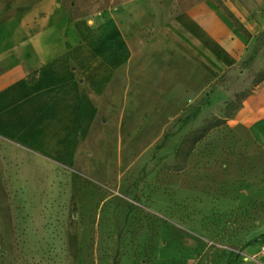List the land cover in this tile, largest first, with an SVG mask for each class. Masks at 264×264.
<instances>
[{
  "label": "rangeland",
  "instance_id": "obj_1",
  "mask_svg": "<svg viewBox=\"0 0 264 264\" xmlns=\"http://www.w3.org/2000/svg\"><path fill=\"white\" fill-rule=\"evenodd\" d=\"M61 1L76 17L131 2V58L66 106L62 149L0 134V264H264V124L233 111L194 143L264 80L260 1ZM206 1L255 35V55L226 67L180 25Z\"/></svg>",
  "mask_w": 264,
  "mask_h": 264
},
{
  "label": "crops",
  "instance_id": "obj_2",
  "mask_svg": "<svg viewBox=\"0 0 264 264\" xmlns=\"http://www.w3.org/2000/svg\"><path fill=\"white\" fill-rule=\"evenodd\" d=\"M264 7V0H259ZM137 3V2H134ZM152 11L151 0L139 2ZM125 3L120 11L74 17L61 0H0V134L37 151L62 149L74 101L90 97L91 75L113 71L131 58L129 22L139 19ZM131 7V6H130ZM193 39L226 67L256 54L258 40L248 36L218 6L202 2L177 17ZM35 74L29 82L28 75ZM232 121L264 124V80L248 95ZM39 131L42 143L24 141Z\"/></svg>",
  "mask_w": 264,
  "mask_h": 264
},
{
  "label": "trees",
  "instance_id": "obj_3",
  "mask_svg": "<svg viewBox=\"0 0 264 264\" xmlns=\"http://www.w3.org/2000/svg\"><path fill=\"white\" fill-rule=\"evenodd\" d=\"M74 17H76V16H74ZM77 17H80V16H77ZM34 79H35V76H33V74L28 75L29 82H32ZM234 106L235 105H234L233 102H231V103L228 104L227 109H226V118H224V119H216V120L208 123L207 125H205L201 130L197 131L194 134L195 135V137H194L195 138L194 143L200 141V139L203 138L213 128L218 127L221 124H223L225 122V120L227 118H229V116L232 115V112L233 111L234 112L237 111L242 106V104H240V106L237 107V108L236 107L234 108Z\"/></svg>",
  "mask_w": 264,
  "mask_h": 264
}]
</instances>
